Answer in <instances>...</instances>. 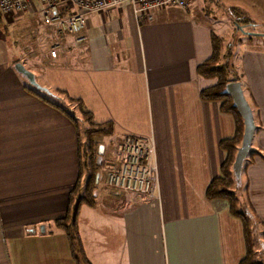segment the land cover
Segmentation results:
<instances>
[{"label": "crops", "instance_id": "crops-1", "mask_svg": "<svg viewBox=\"0 0 264 264\" xmlns=\"http://www.w3.org/2000/svg\"><path fill=\"white\" fill-rule=\"evenodd\" d=\"M213 1L220 20L205 5ZM254 2L264 10V0ZM240 7L236 0H189L185 9L156 10L139 24L121 4L89 16L86 41L65 59L42 61L64 62L53 72L65 74L66 87L53 81L39 87L78 100L92 120H102L95 124L111 123L112 134L118 127L123 135L112 144L146 136L153 146L155 178L145 199L100 184L96 205L79 207L87 264H238L244 257L240 222L221 200L205 198L225 159L218 144L232 138L234 120L219 102L199 98L215 80L196 73L211 55V34L240 32L226 15ZM245 36L236 65L261 127L251 145L264 154V35ZM4 43L0 37V264H75L53 226L77 179L75 127L25 90ZM243 179L244 211L262 234L264 160L254 158Z\"/></svg>", "mask_w": 264, "mask_h": 264}, {"label": "trees", "instance_id": "trees-1", "mask_svg": "<svg viewBox=\"0 0 264 264\" xmlns=\"http://www.w3.org/2000/svg\"><path fill=\"white\" fill-rule=\"evenodd\" d=\"M3 20L0 15V21ZM255 24L246 20V22H234V26L243 35L259 36L252 34V28ZM243 31V32H242ZM251 31L250 34L245 33ZM211 55L210 57L199 64L196 68L198 76L207 80H215V84L202 89L199 92V98L206 102H219V110L221 113L229 114L234 120V133L231 139L222 140L219 142V149L224 152L225 159L219 167V176L213 178L205 189V198L208 201L224 200L227 203L228 214L238 219L242 227L243 242L245 247L244 257L238 264H264V249L260 247L259 250H255L254 241L251 236V216L245 211L239 210V200L233 192V187L238 182L235 180L231 171V164L236 152L237 147L240 144L242 134V121L236 111L231 107V101L229 97L221 95L225 84L229 82L240 83V73L237 69V65L233 62V54L230 52L229 46L223 44V39L214 34L210 35ZM241 86V84H240ZM25 90L31 95L39 98L49 106L59 110L64 114L68 120L74 124L77 138V179L74 187L69 192L67 197L66 211L62 218L53 221V226L56 229L62 231L67 241V245L70 254L75 264H87L85 261L80 241L77 233L76 218L78 209L81 205L87 207H94L96 205L97 195L99 193L100 184H102V168L104 165V159L102 158L101 164L96 166L97 148L101 143L102 138H107L112 135V125L109 122L95 124L92 122L91 114L85 111L81 103L78 100H74L65 96L63 92L53 90L48 91L45 89L34 88L31 86H25ZM243 96L251 110L253 123L255 126L253 136H255L260 130V122L258 118L257 110L250 99L249 95L244 91L241 86ZM55 96L65 97L66 105H75L78 108L80 114L79 120L84 125L82 128H78L75 119L64 108L59 107L53 102L54 99H58ZM254 158H260L264 160V154L259 152L257 148L252 147L250 152L244 158L240 176L245 172L246 168L252 163ZM113 160V157H112ZM247 184L243 182L244 198L247 200ZM251 215V214H250ZM261 238L264 239V232ZM262 251V253H260Z\"/></svg>", "mask_w": 264, "mask_h": 264}, {"label": "built area", "instance_id": "built-area-1", "mask_svg": "<svg viewBox=\"0 0 264 264\" xmlns=\"http://www.w3.org/2000/svg\"><path fill=\"white\" fill-rule=\"evenodd\" d=\"M189 0H0V15L5 21L39 7L43 27L53 35L54 42L42 55L43 62L63 60L73 49L86 41L82 35L86 19L128 4L139 24L150 20L153 11L164 8L185 9ZM153 146L142 137L125 136L106 164L102 184L107 190L130 193L145 199L155 178L152 162Z\"/></svg>", "mask_w": 264, "mask_h": 264}, {"label": "rangeland", "instance_id": "rangeland-1", "mask_svg": "<svg viewBox=\"0 0 264 264\" xmlns=\"http://www.w3.org/2000/svg\"><path fill=\"white\" fill-rule=\"evenodd\" d=\"M241 5L240 9L237 11L229 10L227 11L228 18L232 19L238 23L246 22V20L252 21L255 25L252 28V34L255 35H264V10H260L255 4L254 0H236ZM189 4V3H188ZM210 13L214 14V19L220 20L222 18V12L216 11L215 3L207 2L205 4ZM39 7L34 6L27 14L16 15L10 18L9 21L4 19L0 21V37L5 42V46L9 49V55L13 57L14 64L20 63L27 71H31L34 67H37L33 72H30L33 75L34 82L37 86L43 85L45 81H53L58 83L60 86L66 87L64 81L63 72H53L55 68L64 66L63 61L53 62V63H43L42 55L46 52L47 48L53 44L54 38L50 31L46 30L39 18ZM231 25H227L225 32L229 33L231 30ZM245 33L250 34L251 31H244ZM252 38V37H250ZM259 38V37H257ZM247 37L241 35V32L232 33L228 37L223 36V44L229 46L230 52L233 54V62L237 64V57L242 51V48H245L248 45ZM255 39V38H254ZM253 39V40H254ZM250 42V41H249ZM251 44L257 43L255 41L250 42ZM53 68V69H51ZM62 68V67H60ZM19 78L27 85V81L18 75ZM28 86V85H27ZM51 91V90H49ZM70 97L68 94H66ZM58 99H54L53 102L59 105L67 111L71 116L76 117L75 122L78 128H82L84 125L79 120L78 108L75 105L68 106L66 105L65 97L55 96ZM100 119V118H97ZM96 118L92 120L93 123H99L102 120H97ZM145 125V123H144ZM142 128V127H139ZM123 132L115 127L114 132L109 138H102L99 146H102L101 150V159L99 160V165L101 164L102 158L105 160L102 168L101 177L103 180L105 173V166L107 163L112 161L113 152L116 144H112L115 140L122 137ZM147 138L146 136H140ZM98 149V148H97ZM247 169V168H246ZM101 180V181H102ZM243 174L240 176L238 182L233 187V192L239 200V210L244 211V192H243ZM102 183V182H101ZM105 189V188H104ZM221 202L227 203L224 200ZM238 220V219H237ZM239 221V220H238ZM251 221V236L254 243L255 250L260 249V228L252 220ZM240 222V221H239ZM241 224V223H240ZM262 253V251H260Z\"/></svg>", "mask_w": 264, "mask_h": 264}, {"label": "water", "instance_id": "water-1", "mask_svg": "<svg viewBox=\"0 0 264 264\" xmlns=\"http://www.w3.org/2000/svg\"><path fill=\"white\" fill-rule=\"evenodd\" d=\"M14 71L23 77L27 84L34 88L43 89L36 85L33 79V75L27 71L20 63L13 65ZM221 95L229 97L231 101V107L236 111L242 121V134L240 144L236 149L233 162L231 164V171L235 180L240 178L241 165L246 155L251 150V141L253 138V132L255 129L251 110L243 96L241 86L239 82H229L225 84ZM102 146H98L96 156V166H99V160L101 159Z\"/></svg>", "mask_w": 264, "mask_h": 264}]
</instances>
